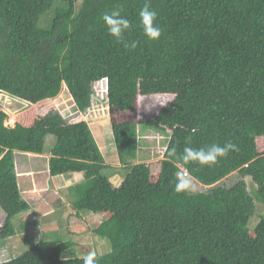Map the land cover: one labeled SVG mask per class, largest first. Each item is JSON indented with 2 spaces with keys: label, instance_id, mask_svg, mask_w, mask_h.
Returning a JSON list of instances; mask_svg holds the SVG:
<instances>
[{
  "label": "trees",
  "instance_id": "trees-1",
  "mask_svg": "<svg viewBox=\"0 0 264 264\" xmlns=\"http://www.w3.org/2000/svg\"><path fill=\"white\" fill-rule=\"evenodd\" d=\"M144 2L0 0V92L32 104L14 127L0 109V250L17 234L14 218L33 208L19 187L15 152L42 155L54 136L50 175L81 174L69 187L73 209L102 214L91 233L111 251L96 255L97 264H264V213L249 226L257 201L264 203V0H150L163 29L158 40L139 26ZM117 7L135 24L126 34L135 49L107 33L101 16ZM104 78L127 170L119 187L110 181L114 170L104 173L111 165L88 122L69 123L54 104L66 86L87 111L93 84ZM143 129L168 137L166 150L158 161L133 164ZM229 142L238 150L213 167L182 159L185 147ZM233 173L240 180L222 185ZM178 176L207 188L178 193ZM72 245L41 239L17 257L0 252V264H84L74 252L66 256Z\"/></svg>",
  "mask_w": 264,
  "mask_h": 264
},
{
  "label": "rangeland",
  "instance_id": "rangeland-1",
  "mask_svg": "<svg viewBox=\"0 0 264 264\" xmlns=\"http://www.w3.org/2000/svg\"><path fill=\"white\" fill-rule=\"evenodd\" d=\"M80 4L81 0H77L78 7ZM93 90L96 92L95 87ZM101 102L98 100L93 101L91 107L86 112H83L84 114L79 115L77 121L88 122L93 135L96 136V140L101 147L100 150L107 164L111 165L104 173L109 175L114 170V172L122 177V175L125 176L127 170L120 163L116 151L111 128L110 108L106 102L104 104ZM74 103L75 101L65 86L59 96L54 100L56 110L62 116H66L69 112L74 113L77 111ZM31 105L28 101L13 97L6 92H0V109L8 114L6 121V125L8 126L12 127L16 123L17 115ZM55 141L54 136H48L46 153L31 158V161L28 160V165L31 166L30 173L32 177L28 181L26 179L20 181V188L22 195L31 203L33 208L14 218L13 222L16 226L17 234L8 239L6 245L0 250L1 254L6 255V258H9L10 254L15 257L23 254L41 239L70 240L74 242L76 245H72L65 252L67 257H86L92 252L96 253V255H103L111 251V245L107 239L91 233L92 227L98 224V217L102 214L87 211H80L79 213L73 209V199L69 195L68 186L69 184L73 185L75 181L65 183L64 181L61 182L60 178L63 176L62 179H64L66 178L65 176H72L75 173L60 175L57 178L50 176L49 158ZM139 141L145 146V149L139 151L137 159L131 161L133 164L158 161L162 153L161 148L167 140L159 138L158 133L154 131L143 129L142 133L139 134ZM141 143L139 142V144ZM20 160L21 157L18 156V161ZM24 164L21 163L19 166L20 173H23V170L27 166ZM190 179L198 191L206 190V186H203L195 179L193 180L192 177ZM239 180V174L233 173L223 179L221 184L231 186ZM246 180L251 190L254 182L250 178H246ZM82 181L83 179H81ZM76 213L80 215L77 216ZM263 213L264 203L257 201V213L252 217L249 226H256L259 214ZM4 221L5 214L0 208V228L3 226ZM27 237L29 238L26 239ZM77 245H88L90 246V250L84 253ZM73 252L75 253L74 256H72Z\"/></svg>",
  "mask_w": 264,
  "mask_h": 264
},
{
  "label": "clouds",
  "instance_id": "clouds-1",
  "mask_svg": "<svg viewBox=\"0 0 264 264\" xmlns=\"http://www.w3.org/2000/svg\"><path fill=\"white\" fill-rule=\"evenodd\" d=\"M101 19L107 27V33L115 39L116 43L122 44L126 49H135L137 47L138 41H128L126 39V34L135 27V24L132 20L121 14L119 7L113 8L110 12H105L102 14ZM138 20L139 26L148 40H158L161 37L163 29L157 23L158 12L151 7L150 0H145L143 6L140 8ZM237 150V146L230 142L225 143L223 146L212 144L207 148L185 147L182 159L189 164L197 163L200 166L213 167L219 162L220 158H225L229 155L230 151ZM174 187L178 193L196 194L198 191L191 179L185 176H178ZM84 264H97L96 253L92 252L84 257Z\"/></svg>",
  "mask_w": 264,
  "mask_h": 264
},
{
  "label": "crops",
  "instance_id": "crops-1",
  "mask_svg": "<svg viewBox=\"0 0 264 264\" xmlns=\"http://www.w3.org/2000/svg\"><path fill=\"white\" fill-rule=\"evenodd\" d=\"M15 126V124L12 126V127H14ZM95 138H96V136H95ZM101 148V147H100ZM46 153V152H45ZM44 153V154H45ZM43 155V154H42ZM18 156H20L21 157V160L20 161H22V162H20V161H18ZM38 156H41V155H39V154H33V153H23V152H19V151H16L15 152V163H16V170H17V175H18V183H19V187H20V181H24L25 179L28 181V180H30V177H32V174L30 173V170H31V166H29L28 165V160H30L31 161V158H33V157H38ZM30 158V159H29ZM26 160V161H25ZM21 163H25L24 165H27L26 167H25V169L23 170L24 172V174L23 173H20V171H19V166H20V164ZM50 173V172H49ZM51 176V175H50ZM60 175H58V176H54V178H57V177H59ZM63 177V176H62ZM62 177L60 178L61 179V182L62 181H64L65 183L67 182V183H69V182H71V181H75L74 183H73V185H75V184H78V183H80L81 182V179H83L84 177L81 175V174H74V175H72V176H65L66 178H64V179H62ZM110 181L112 182V184L115 186V187H119V186H121V184L123 183V181H124V178L123 177H121L119 174H114V175H112L111 176V179H110ZM72 183V182H71ZM72 186V184H69V186H68V190H69V187H71ZM20 190H21V188H20ZM22 193V192H21ZM24 197V196H23ZM26 199V198H25ZM27 200V199H26ZM28 201V200H27ZM29 202V201H28ZM29 204L31 205V203L29 202ZM99 218V220H98V223H100V221H101V219H102V216H99L98 217ZM97 220V219H96Z\"/></svg>",
  "mask_w": 264,
  "mask_h": 264
},
{
  "label": "built area",
  "instance_id": "built-area-1",
  "mask_svg": "<svg viewBox=\"0 0 264 264\" xmlns=\"http://www.w3.org/2000/svg\"><path fill=\"white\" fill-rule=\"evenodd\" d=\"M96 89V92H94L93 90V97H92V102L95 101V100H98V101H102L101 103L104 104V102H106L107 105H109V98H108V94H109V87H108V80L105 78V79H102V80H99L97 82H95L93 84V89ZM77 111H75L74 113L72 112H69L68 114H66V116H63L64 119H66L69 123H76V122H80V121H77L78 118H79V115L81 114H84L82 111H80L77 107V104L74 103ZM86 112V111H84ZM159 138L161 139H165L167 140L168 137H163V136H158ZM170 139V137H169ZM141 143V142H140ZM138 148L139 150L140 149H144L145 146L141 143V144H138ZM166 150V146L164 145L162 148H161V154L164 153V151Z\"/></svg>",
  "mask_w": 264,
  "mask_h": 264
}]
</instances>
